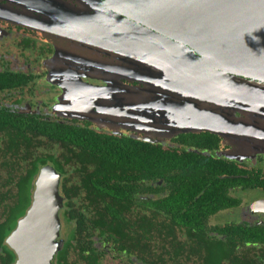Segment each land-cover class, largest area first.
Listing matches in <instances>:
<instances>
[{"label": "flooded vegetation", "instance_id": "obj_1", "mask_svg": "<svg viewBox=\"0 0 264 264\" xmlns=\"http://www.w3.org/2000/svg\"><path fill=\"white\" fill-rule=\"evenodd\" d=\"M128 11L118 0H0V161L15 147H65L56 159L62 172L50 159L42 166L60 174L63 199L51 264H264V129L254 138L222 125L172 134L164 121H145V110L202 100L193 94L203 86L172 70L191 65L179 57L190 40L166 44L160 19ZM240 115L231 117L236 125ZM66 127L71 137H58ZM150 136L153 143L137 139ZM124 139L195 156L166 161L173 167L162 171L178 174L153 181L144 163L142 176L133 162L126 172L113 167L97 210L88 194L103 180L85 170L75 147H134ZM15 228L0 239V264L18 262L6 241Z\"/></svg>", "mask_w": 264, "mask_h": 264}, {"label": "water", "instance_id": "obj_2", "mask_svg": "<svg viewBox=\"0 0 264 264\" xmlns=\"http://www.w3.org/2000/svg\"><path fill=\"white\" fill-rule=\"evenodd\" d=\"M118 2L124 10H129L122 15L146 21L154 15L156 19H160L158 22L165 26L163 35L166 44L176 36L178 39L174 40L179 41L181 47L185 40H190L191 46L185 42L187 47H183L184 51L179 57L183 64L188 60L191 65L187 68L174 65L172 70L182 75L184 70L188 71L187 79L197 80L203 86V91L194 95L202 96V100H190L185 109H176V104L165 103L149 111L145 110L148 112L145 121L150 125L164 121L172 128V134L195 130L214 133L215 129L220 128L219 125L226 126L227 129L238 127L247 138L263 134L260 122L256 119L264 116V0ZM128 94L131 95L130 92ZM133 95L145 94L135 89ZM206 97L213 99L206 100ZM191 105L209 108H205L204 112L186 110ZM178 113L184 114L177 115ZM197 113L205 114L198 116ZM222 113L230 116L219 118ZM235 113L245 114L246 119L253 118L250 120L252 124L242 119L236 125L231 119L235 117ZM163 136L167 138L169 135ZM137 139L153 143L152 136L150 139ZM59 185L60 174L53 167L46 165L39 170L34 182L31 205L6 240L17 256V264H51L60 249L59 212L63 199L59 194Z\"/></svg>", "mask_w": 264, "mask_h": 264}, {"label": "trees", "instance_id": "obj_3", "mask_svg": "<svg viewBox=\"0 0 264 264\" xmlns=\"http://www.w3.org/2000/svg\"><path fill=\"white\" fill-rule=\"evenodd\" d=\"M62 127V125H61ZM60 138L67 139L71 137L70 130L66 127L64 131L58 135ZM43 144V140H38V144ZM120 143L134 145V147H75L77 148V156L79 152L86 160L85 170L92 171L93 177H100L103 181H97L96 185L101 183L100 190L94 193H89L88 197L94 195L95 207L97 210L105 200V194L111 191L109 183L114 177L111 169L126 170L133 162V171L137 169L138 175L142 176V165L145 164L144 169L146 173L144 178L148 177L150 181L155 179L176 175L178 173L169 174L162 170L171 168L173 165L163 164L166 161L190 160L194 154L190 151L182 150L181 155L178 154L176 148H164L154 146L149 143L138 142L132 139L120 140ZM15 147V150L9 149L6 151L5 158L0 161V239L6 237L9 232L16 226L19 219H21L31 204V197L33 192V182L37 176L40 168L51 160L58 171L62 172V167L58 164L56 159L62 157V151L65 147ZM73 148V147H69ZM53 150L55 151L54 155ZM58 156H55V154ZM96 154H101L100 159H107L114 163V166L106 165L105 162L98 161ZM49 157V158H48ZM204 158V157H200ZM120 177V176H119ZM122 180V178L120 177ZM109 182V183H108ZM173 219L176 217L172 215ZM156 216H151L152 221ZM175 222V220H174ZM184 223L178 218V223ZM114 223L109 221L101 226V231L110 230V225ZM176 223V222H175ZM185 225V223H184Z\"/></svg>", "mask_w": 264, "mask_h": 264}, {"label": "rangeland", "instance_id": "obj_4", "mask_svg": "<svg viewBox=\"0 0 264 264\" xmlns=\"http://www.w3.org/2000/svg\"><path fill=\"white\" fill-rule=\"evenodd\" d=\"M264 111V110H263ZM236 114V113H235ZM241 116V118L243 119V120H245L246 119V115L245 114H241L240 115ZM261 117V119H256V120H260L259 122H260V128L261 129H264V116H260ZM253 118H248L247 117V119H246V121H247V123L249 122V124H252L251 122H250V120H252Z\"/></svg>", "mask_w": 264, "mask_h": 264}, {"label": "bare ground", "instance_id": "obj_5", "mask_svg": "<svg viewBox=\"0 0 264 264\" xmlns=\"http://www.w3.org/2000/svg\"><path fill=\"white\" fill-rule=\"evenodd\" d=\"M226 71L228 70V69H225ZM237 74H239L238 72H236ZM190 95H192V92H190L189 93ZM193 95H197V94H193Z\"/></svg>", "mask_w": 264, "mask_h": 264}]
</instances>
